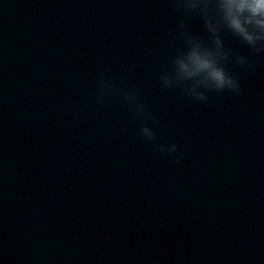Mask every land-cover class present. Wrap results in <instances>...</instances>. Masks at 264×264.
<instances>
[{
  "label": "clouds",
  "instance_id": "obj_1",
  "mask_svg": "<svg viewBox=\"0 0 264 264\" xmlns=\"http://www.w3.org/2000/svg\"><path fill=\"white\" fill-rule=\"evenodd\" d=\"M175 16L176 40L181 47L171 57L169 64L158 74L163 89L178 91L190 101L207 104L211 94H243L241 80L230 70L236 65L254 72L258 59L264 54V0H169ZM195 17L201 21L205 35H195L187 21ZM231 36L246 46L250 55L241 54L225 43ZM96 103L103 105L109 94L116 96L132 109V119L141 121L140 136L153 148L176 163L183 159L175 143H157L154 130L159 120L147 109L138 88L118 87L104 72L99 73ZM151 125V126H149Z\"/></svg>",
  "mask_w": 264,
  "mask_h": 264
}]
</instances>
